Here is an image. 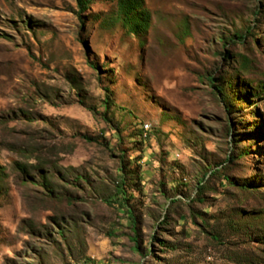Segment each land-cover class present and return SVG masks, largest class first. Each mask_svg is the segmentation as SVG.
<instances>
[{"label": "rangeland", "instance_id": "rangeland-1", "mask_svg": "<svg viewBox=\"0 0 264 264\" xmlns=\"http://www.w3.org/2000/svg\"><path fill=\"white\" fill-rule=\"evenodd\" d=\"M86 1L0 0V264H264V0Z\"/></svg>", "mask_w": 264, "mask_h": 264}, {"label": "trees", "instance_id": "trees-1", "mask_svg": "<svg viewBox=\"0 0 264 264\" xmlns=\"http://www.w3.org/2000/svg\"><path fill=\"white\" fill-rule=\"evenodd\" d=\"M78 1L82 11H84L90 4V2L86 0H78ZM118 7L121 15L123 16L124 25L129 26L134 33H137L138 28L142 26V24L139 23L137 16L143 8V0H119ZM221 91L223 92V90ZM125 185H126V181L123 179L122 187H120V190H117L120 195L122 194L124 196V198H121L122 200H120L121 205H124L123 201L127 200L126 192L124 191L123 188V186ZM131 221L133 224V228H135L136 227L135 218L131 217Z\"/></svg>", "mask_w": 264, "mask_h": 264}]
</instances>
